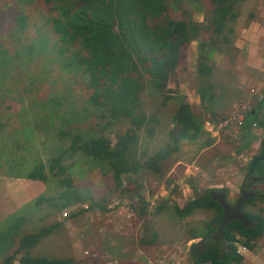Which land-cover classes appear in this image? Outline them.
I'll return each mask as SVG.
<instances>
[{"label":"rangeland","instance_id":"1","mask_svg":"<svg viewBox=\"0 0 264 264\" xmlns=\"http://www.w3.org/2000/svg\"><path fill=\"white\" fill-rule=\"evenodd\" d=\"M186 3L183 2L185 8L189 3L196 4L195 11L193 7L187 8L190 14H199L196 2ZM205 3L211 8L209 0ZM236 9L240 14L239 30L253 19L259 24L262 35L260 31L254 32L257 38L262 37L257 41L255 53L264 58V0H248ZM21 12L29 15L25 45L21 50L13 46V41L1 46L9 51L7 56L0 58V263L17 250L24 234L49 225L58 226L29 249L32 255L73 256L79 264H148L147 259L160 255L179 260L181 264L196 263L191 247L203 237V224L215 211L198 209L181 218L174 207L176 204L183 206L199 191L209 189L227 188L232 192L228 201L230 204L235 201L245 174L242 168L252 153L239 147L238 124L227 126L218 135L209 133L203 123L205 116L200 114L203 108L193 105L196 121L203 127L199 137L182 140L179 148L160 162V173L145 166L136 174L137 184L123 176L121 188L126 187L128 192H120L112 174L108 173L107 163L83 151H72L69 133L103 134L114 144L134 128L133 123L122 116L103 129L110 121L109 113L106 107L90 101L89 75L69 73L56 58L49 42L38 37V27L57 14L43 0H0V44L8 37L15 41L6 33ZM171 12L174 16H183L179 5H173ZM31 44L34 51L30 49ZM193 44L185 49L176 79L169 83V88L176 90L172 99L164 103L162 94L151 86H145L140 92L141 110L153 121L150 123L152 133L146 127L139 132L137 156L141 160L148 159L171 141L169 132L184 97L195 104L191 89L198 80L188 70L193 52H197ZM246 55L248 51L233 59L238 74L228 79L234 82L232 96L228 97L227 111L216 120H224L232 114L238 116L242 103L255 97L257 88L262 85L264 71L249 65ZM224 62L226 65V59H220L218 64ZM262 107L264 109V102ZM257 132L261 134L259 129ZM206 139L211 142L203 146ZM257 143L258 140L253 145L254 150L258 148ZM58 156L62 159L60 166L53 160ZM41 166L45 180L27 176L33 168ZM62 166L65 167L63 171ZM65 178L72 179L73 187L86 196L83 201L71 203L60 197L64 189L61 180ZM131 184H135L132 189ZM254 184L264 194V181ZM142 195L149 210L145 217L139 212ZM92 202L97 203L94 208ZM100 203L106 208L99 207ZM158 206L163 207L156 211ZM259 208H263L264 216V201L256 200L244 210L260 213ZM75 213L76 216H72ZM194 232L199 235L197 238H192ZM240 237L245 242V238ZM142 238L154 240L142 244ZM69 245L71 251L60 252L62 246ZM139 248H143V254ZM242 257L240 264H264V230L255 249H249ZM19 258L17 255L14 264H20Z\"/></svg>","mask_w":264,"mask_h":264},{"label":"trees","instance_id":"2","mask_svg":"<svg viewBox=\"0 0 264 264\" xmlns=\"http://www.w3.org/2000/svg\"><path fill=\"white\" fill-rule=\"evenodd\" d=\"M43 1L51 11H57V14L52 15L47 22L38 27V37L49 42L50 47L55 49L56 58L69 73L89 75L87 87L92 89L90 101L97 106L106 107L109 113L110 121L106 122L103 129L122 116L129 118L134 125L132 130L120 136L114 144L103 134L94 135L90 131L87 132L88 135L80 132L69 133L72 136V151H83L93 159L107 163L108 173L112 174L116 189L126 193L128 189L121 188L123 176L131 183L137 184L136 174L145 166L160 173V162L176 151L182 140L197 139L203 129L184 97L179 111L174 116V126L169 132L171 141L148 159L141 160L137 156L139 132L146 127L145 129L152 133L150 123L153 121L141 110L140 92L145 86H151L162 94L164 103L172 99L176 95V90L169 88V83L176 79V72L185 49L197 41V92L203 101L206 98L214 99L221 82L235 74V69L230 64L240 52L234 45L240 17L236 8L248 0H209L211 8L207 7L205 0ZM185 1H194L199 5L198 8L204 13L203 21L193 19V15L183 6ZM175 4L181 8L182 17L172 15L171 8ZM186 14L187 18L184 17ZM28 28L29 15L22 12L16 15L15 24L6 33L11 34L15 41L8 37L0 44V53L5 52L0 54L1 59L7 56L9 51L8 48L1 47L5 42L13 41L16 49H22L28 39L26 34ZM30 40L34 44L33 39ZM33 44L30 45V49L34 51ZM219 55L227 60V67H219L217 62ZM223 71L224 74H221ZM263 102L264 100L259 101L258 106L245 114L242 127L240 126L239 147L242 151L248 150L250 153L253 143L259 139L253 132L254 124L264 128V116L259 117ZM211 115L214 116L215 113ZM210 142V139H206L202 145ZM53 160L56 166H60L62 162L60 156L54 157ZM245 166L243 170L246 176H264V132L259 150L252 154ZM64 169L62 166L61 171ZM129 173L133 176H128ZM27 176L31 179H46L43 166L33 168ZM61 184L64 189L60 197L64 200L72 203L85 199L86 196L79 192L78 188L73 187L72 179L65 178L61 180ZM211 190L199 191L183 206L176 204L174 207L181 218L191 215L198 209L214 210L211 219L203 224L205 229L203 236L208 238L214 234L224 214L220 203L211 197ZM224 191L229 190L226 188ZM259 193L260 195L252 198L251 202L264 201V194ZM142 198L139 212L145 217L149 210L145 196L142 195ZM41 199H38V202H41ZM96 204L92 202L91 205L94 208ZM98 206L106 208L101 203ZM162 207L158 206L155 210ZM258 210L261 214L256 211H253V214L251 211L248 213L249 218L258 221L256 226L249 228L241 221L234 220L225 228V242L231 247L230 252L223 251L220 245L209 244L200 257L194 256L196 262L242 263L243 257L237 252L235 242L238 235L243 236L244 243L249 249H255V243L264 230L263 208ZM72 216H76V213ZM56 226L58 225L42 226L35 232L24 234L20 238L17 250L6 256L2 264H14L17 255L20 256V264H79L73 258H48L30 253L29 249ZM198 236L196 232L192 233V238ZM153 240L154 238H142L141 243H151ZM226 251L227 254L223 257L222 254ZM227 257L229 259H226Z\"/></svg>","mask_w":264,"mask_h":264},{"label":"crops","instance_id":"3","mask_svg":"<svg viewBox=\"0 0 264 264\" xmlns=\"http://www.w3.org/2000/svg\"><path fill=\"white\" fill-rule=\"evenodd\" d=\"M186 1L184 3L188 4V3H186ZM189 5H190L189 7H193L194 11L196 10L194 8V5H196V4L189 3ZM189 7H187V8H189ZM197 10H198L199 14H197V13L194 14L193 15V19L195 21H203V19H204L203 11H201L198 7H197ZM255 30H256V32L260 31V33L262 35V31L259 29V24L257 23V21H255V19L250 21V23H248V25H246V27H242V29H240V30H239V28H237V35H236L235 40H234V45L240 49L239 53H241V54L245 53V52L247 53V51H248L249 55H246V56H247L249 65L257 67V68H259V69L264 71V61H263L264 58H263V55L260 54L261 56H258L255 53V50L258 47L257 41L260 42L259 39L262 36H259L260 38H257L256 32H254ZM191 44H193V46H196L197 52L196 53L193 52V57H192V60H191V66L193 68H191V66H189L188 70L190 69L191 76L195 75L197 77L196 71H197V59H198V42L194 41ZM223 58H224L223 56L219 55L218 58H217V62H219V60L223 59ZM234 62H235V60L231 61L230 66L234 67L235 74L233 76H230V78L236 77L235 75L238 74L237 66H236V64ZM192 63L194 65H192ZM227 66H228L227 60H226V65H225V62L222 63L221 65H219L220 68H225ZM221 74H224V71ZM222 78L225 79L224 76H222ZM222 78H221V80H223ZM228 79L229 78H227V79L223 80V82H221V86L218 89V94L212 100H209V99L206 98L203 101V99H201L200 95L197 92L198 83L195 85V87H193L194 89H191L192 90L191 94L193 96H195L194 99H193L195 104H192L193 102L190 101L191 99L189 97H186V100L188 101V104L192 107L193 112H194L193 105L195 106V105L198 104V105L201 106V108H203L202 109L203 112L200 113L202 116H205V118L203 119V123H205L206 120H210V119L211 120H216V118L220 114H223L224 112L227 111V107L229 105V103H227L228 102L227 100H228V97L232 96L230 91H231V88H232V86L234 84V82L232 80L229 81ZM263 80H264V78L260 81V84H261V82ZM259 101H261V100L258 99V96L256 94V96L255 97H251L250 101H248V102L250 104H252V107L254 108V107L258 106V102ZM259 111H260L259 115L264 116L262 114V112L264 111L263 107ZM213 113H215V115L214 116H212V115L210 116V114H213ZM206 117H207V119H206ZM219 119H221V118H219ZM239 128L240 127H238V133H240V136H241V130H240L241 128L240 129ZM257 129H259L261 131V134L257 132ZM253 132H254V134L258 135V137H262V134H263L264 130L262 131L261 128H254ZM260 139L261 138L258 139V143H257L258 146H256L258 148H255L256 150H254V148H253L254 146H252V153L250 154L251 156H252V154H255L259 150ZM256 142L257 141H255L253 143V145ZM66 249H68V250H66ZM70 249H72L70 247V245L66 246V247L62 246L60 252H64L65 253L66 251H71ZM74 257H75V254H74ZM76 257H77V253H76ZM73 259L75 260V258H73ZM202 263L203 264H210L209 262H202ZM202 263L196 262L194 264H202Z\"/></svg>","mask_w":264,"mask_h":264},{"label":"water","instance_id":"4","mask_svg":"<svg viewBox=\"0 0 264 264\" xmlns=\"http://www.w3.org/2000/svg\"><path fill=\"white\" fill-rule=\"evenodd\" d=\"M264 180V176L262 177H253V180ZM135 184H131V188H134ZM257 192H254L250 189V186L244 187L242 189V194L236 204L231 205L228 201V194L225 191L222 190H211L210 195L213 199L217 200L222 209H223V219L218 225L215 233L212 236V241H219V240H225L224 237V231L225 228L234 220H239L243 223L244 226L251 228L252 223H257L256 219H249L247 215L243 212L242 208L244 203L251 197L256 196ZM251 226V227H250ZM205 239L200 238L194 246H192L191 251L197 252L200 256L201 251L204 249ZM224 246H226V242L223 243ZM228 250L230 251V247H228Z\"/></svg>","mask_w":264,"mask_h":264},{"label":"built area","instance_id":"5","mask_svg":"<svg viewBox=\"0 0 264 264\" xmlns=\"http://www.w3.org/2000/svg\"><path fill=\"white\" fill-rule=\"evenodd\" d=\"M256 94L259 100H264V80L262 82L261 87L257 88ZM252 108L253 107L251 106L249 102L242 103L241 108H240V113L238 116H235L234 114H232L231 116H229L228 118L224 120L222 119L206 120L204 123V127L209 133H215L216 135H218V133L221 130H223L225 127L229 125H233L234 123H237L238 127H240V125L242 124L245 118V114ZM256 127H257V124H254V128ZM250 159H251V156L249 157L248 162L250 161ZM235 243H236L237 252L240 255H245L249 251V247L243 241H241V238L239 236H237V242ZM139 251L142 254L144 252L143 248H139ZM85 253L88 254L89 250H87ZM147 263L148 264H181L179 260H174V259L171 260V258L166 255H163V256L160 255L155 259H147Z\"/></svg>","mask_w":264,"mask_h":264},{"label":"flooded vegetation","instance_id":"6","mask_svg":"<svg viewBox=\"0 0 264 264\" xmlns=\"http://www.w3.org/2000/svg\"><path fill=\"white\" fill-rule=\"evenodd\" d=\"M255 177H257V176H255ZM258 177H262V176H258ZM247 178H248V179H247ZM246 180H247L248 182H247ZM253 181H254V182H257V181H259V180L255 181V180H253V176H246V174H244V177H243V179H242V183L240 184V188H239V190H238V191H239V195H238L239 198H240V196H241L240 194H242V189H243L244 187L249 186V185H250V187H251V186L253 187V188H252V187L250 188L251 190L253 189L254 192H258V190L255 188V184H254ZM260 181H262V179H261ZM263 181H264V180H263ZM244 182H245V183H244ZM246 183H247V184H246ZM250 183H251V184L253 183V184L251 185ZM130 187H131V186H130ZM130 189H132V188H130ZM222 189H226V188H222ZM223 191H224V190H223ZM225 192H226V191H225ZM228 192H229V193H228ZM226 193L228 194V196L230 195V196L228 197L229 200H230V197H231V195H232V192H231V191H227ZM259 195H260L259 193L256 194V196H259ZM238 196H237V198H236L237 200L235 199V201L232 202L233 204H236V202L238 201V199H239ZM251 198H255V196H253V197H251ZM251 198H250V200H249L250 202H249L248 200H247L248 202L246 201V205H248V204H253V202H251ZM233 204H231V205H233ZM244 204H245V203H244ZM246 205H243V206H246ZM242 210H243V212L247 215V212H245L244 208H242ZM247 217H249V216H247ZM251 220H253V219H251ZM256 224H257V223H256ZM256 224H255V223H252L251 226L253 225L252 227H254V225H256ZM251 226H250V227H251ZM214 233H215V232H214ZM212 236H213V235H212ZM212 236H211L210 238L205 237V236L202 237V238L205 239V242H204V245H203L204 249L201 251L200 256H201L202 252L206 249L207 245H209V244H210V245H213V244H215V245H220V246H221V249H222L223 251H224V250L229 251V250H228V247H229L228 243H226V246L223 245V241L225 242V240H223V241L220 240L219 243H218V241L216 242V241L213 240V243H211V241H212ZM221 241H222V242H221ZM216 243H217V244H216ZM195 244H196V243H195ZM195 244H194V245H195ZM221 244H222V245H221ZM194 245H193V246H194ZM191 248H192V247H191ZM230 250H231V247H230ZM227 251H226V252H223V254H222L223 257L226 256ZM229 252H230V251H229ZM191 253H192L194 256H196V257H200L199 254H198L197 252H192V251H191Z\"/></svg>","mask_w":264,"mask_h":264},{"label":"bare ground","instance_id":"7","mask_svg":"<svg viewBox=\"0 0 264 264\" xmlns=\"http://www.w3.org/2000/svg\"><path fill=\"white\" fill-rule=\"evenodd\" d=\"M23 21H24V20H23ZM24 22H25V21H24ZM21 23H22V22H21ZM53 31H54V30H53ZM238 107H239V106H238ZM238 109H239V108H238ZM246 114H248V112H247ZM229 115H230V114H229ZM217 116H218V115H217ZM245 116H246V115H245ZM248 116H249V115H248ZM234 124H235V123H234ZM243 125H244V124H243ZM240 126H241V125H240ZM241 127H242V126H241ZM225 128H226V127H225ZM225 128H224V129H225ZM239 129H240V128H239ZM244 138H245V137H244ZM247 151H248V150H247ZM245 152H246V151H245ZM242 153H243V152H242ZM240 154H241V153H240ZM241 156H242V155H241ZM243 157H245V156L243 155ZM246 161H247V160H246ZM241 164H242V163H241ZM247 164H248V162H247ZM243 166H244V165H243ZM245 167H246V166H245ZM243 168H244V167H243ZM243 168H242V169H243ZM247 176H248V175H247ZM225 178H226V177H225ZM247 179H248V178H247ZM225 180H226V179H225ZM246 181H247V180H246ZM256 181H257V180H256ZM259 181H260V180H259ZM262 181H263V180H262ZM226 182H227V181H226ZM247 182H248V181H247ZM253 182H254V181H253ZM227 183H228V182H227ZM244 183H245V182H244ZM246 184H247V183H246ZM250 184H251V183H250ZM252 184H253V183H252ZM252 184H251V185H252ZM249 186H250V185H249ZM251 187H252V186H251ZM251 187H250V188H251ZM252 188H253V187H252ZM223 190H224V189H223ZM252 191H254V190L252 189ZM228 193H229V192H228ZM257 193H259V191H258ZM240 195H241V194H240ZM229 196H230V195H229ZM229 196H228V197H229ZM255 197H258V196H255ZM231 198H232V197H231ZM236 198H237V197H236ZM238 198H239V196H238ZM251 199H252V198H251ZM236 200H237V199H236ZM249 200H250V198L248 199V201H249ZM248 201H247V202H248ZM229 203H230V202H229ZM231 203H232V202H231ZM232 204H233V203H232ZM233 205H234V204H233ZM244 205H246V202H245ZM244 207H245V206H243V208H244ZM247 207H248V206H247ZM212 211H213V210H212ZM245 212H246V211H245ZM251 212H252V214H253V211H251ZM248 213H249V211H247V216H249ZM250 215H251V213H250ZM248 218H249V217H248ZM210 219H211V218H210ZM249 219H251V218H249ZM257 224H258V221H257ZM252 226H253V225H252ZM254 226H256V225H254ZM259 236H260V235H259ZM259 236H258V237H259ZM250 239H251V238H250ZM252 240H253V239H252ZM219 241H220V240H219ZM219 241H218V243H219ZM222 241H223V240H222ZM222 241H221V242H222ZM223 243H224V241H223ZM251 243H252V242H251ZM216 244H217V243H216ZM221 245H222V244H221ZM202 264H203V263H202Z\"/></svg>","mask_w":264,"mask_h":264},{"label":"clouds","instance_id":"8","mask_svg":"<svg viewBox=\"0 0 264 264\" xmlns=\"http://www.w3.org/2000/svg\"><path fill=\"white\" fill-rule=\"evenodd\" d=\"M257 127H258V126H257ZM257 127H256V128H257ZM251 157H252V156H251ZM212 190H213V189H212ZM214 190H220V189H214ZM239 237H240V236H239ZM240 238H241V237H240ZM236 241H237V239H236ZM235 246H236V245H235ZM229 247H230V246H229Z\"/></svg>","mask_w":264,"mask_h":264}]
</instances>
